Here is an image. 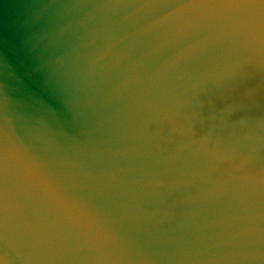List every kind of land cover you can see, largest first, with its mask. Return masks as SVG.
Instances as JSON below:
<instances>
[{"label": "water", "instance_id": "95a60500", "mask_svg": "<svg viewBox=\"0 0 264 264\" xmlns=\"http://www.w3.org/2000/svg\"><path fill=\"white\" fill-rule=\"evenodd\" d=\"M0 264H264V0H0Z\"/></svg>", "mask_w": 264, "mask_h": 264}]
</instances>
